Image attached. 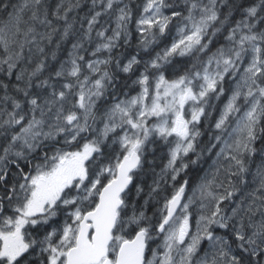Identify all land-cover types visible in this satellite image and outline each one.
Listing matches in <instances>:
<instances>
[{
	"label": "snow or ice",
	"instance_id": "6c2138e0",
	"mask_svg": "<svg viewBox=\"0 0 264 264\" xmlns=\"http://www.w3.org/2000/svg\"><path fill=\"white\" fill-rule=\"evenodd\" d=\"M173 27L170 44L152 54ZM177 57L192 63L176 65ZM232 79L214 125L223 144L214 171L182 203L187 170L217 147L197 151L198 125ZM241 99L246 110L227 132ZM154 137L170 145L159 173L149 160ZM255 155L264 160V0H145L138 17L126 0H0V264H264V164L245 191ZM146 169L153 180L138 205L132 193H144L136 178ZM169 180L153 222L144 208ZM197 201L193 233L188 210ZM160 234L158 254L150 242Z\"/></svg>",
	"mask_w": 264,
	"mask_h": 264
},
{
	"label": "trees",
	"instance_id": "16d2710c",
	"mask_svg": "<svg viewBox=\"0 0 264 264\" xmlns=\"http://www.w3.org/2000/svg\"><path fill=\"white\" fill-rule=\"evenodd\" d=\"M11 2H15V0H11ZM126 2H130V6L133 8V13L134 16L138 17L140 15V13L142 12L143 9V5L145 0H126ZM242 2H247V0H242ZM85 4H88L90 6V0H85ZM99 10V9H97ZM87 11V8H84L83 11L79 12V15L83 16L84 12ZM75 14V13H74ZM237 14V18H238ZM109 19L108 17H101V24H103L105 22V20ZM134 22L130 25V29L133 32V39L131 41L132 43V47L128 49V52L131 53L132 51L135 50L136 48V43H137V39H138V34L135 31V26H134ZM114 22L111 23V27H114ZM77 27H79V25H77ZM110 34V33H109ZM176 34V29L175 27H173L172 32L170 35H166L164 38H162L161 41H159L156 45L153 46V51L152 54H155V52L160 51L161 49H163L165 47V45L170 44L171 39L173 36H175ZM73 41L70 39L68 41H65L61 48L57 51V60L52 62L53 66H57L58 63L64 59L67 58V54L68 51L71 49V43ZM96 41L95 39H93L92 43H86L85 47L88 49V51L90 52L92 49V47L94 46ZM220 42H222V37L220 38ZM216 44H213V49L216 47ZM55 44H53L49 50H51V48H54ZM192 63V61L187 58H180L177 57L174 60V64L176 65H184V66H188ZM142 70V68H141ZM45 75H47V73H45ZM169 78H172L171 76V70L168 73ZM135 79V76H132ZM122 79H124V77H122ZM231 83V82H230ZM226 84V92L225 95L221 96L219 99H221L223 101V105H220V102H216L219 99H215L212 98L210 100V107L206 108V112L208 113V115H206L205 117L201 118V122L198 125V128L201 132V136L198 138V147H197V151H200L201 148H205L206 146H208L209 142L211 141L214 144H217V147H215L214 149H212V151L210 152H205L203 154V156L201 157V160L198 162L197 165L190 167L187 171L189 174V178H190V186L187 188V190L193 185L192 181H196L199 182L200 181V171L201 168L197 166H199L200 163H202V161L205 160L206 156H215L216 154V150L219 147L218 145H220V142L217 143L213 137L215 135H218L219 132L215 129L214 125L216 120L219 118L220 113L222 111V109L224 108V97H228L229 93L231 92V88L232 85ZM128 84L130 85V80L128 79ZM135 87V86H134ZM129 87L126 88L125 91L128 93V95H132L135 93V88ZM242 108H244L243 103H241ZM244 110H241V113ZM236 119V117L233 116L232 120ZM235 127V122L232 124H230L229 128L226 130L227 132H231L232 128ZM155 139V144L151 145L150 147L153 148L155 150V154L154 157L153 156H149V160L152 161L153 164V168L155 173H159L161 168L167 163V156H168V150L170 145L168 143H166L164 140L160 139L159 137H154ZM175 137H169L170 141H174ZM108 144H111V139L107 142ZM260 142H257V146H259ZM118 150V145L113 146ZM105 152L107 154L108 149H105ZM190 158L195 159L196 157L192 154H190ZM106 162V161H104ZM262 164H264V160H262L260 155H255L252 160L250 161V174H252V171L255 169L257 170L258 167H260ZM248 177V176H247ZM185 177L183 176V174H181V177H178V181L182 182V180ZM152 180H153V174L152 171L149 170H145V171H140L138 173V176L136 178V183L140 184L143 188H144V193L140 196V197H136L134 195V189H133V193H132V200H135L138 205H143L144 204V200L147 199V192L149 190V186H151L152 184ZM106 182V181H105ZM172 184L173 182L171 180H169L167 182V184H165L163 186V190L159 193V195L155 196V198H153L152 200H150L148 206L146 208H144V211L146 212V215L150 218L153 219V222H155L156 219L159 218V209L162 208L163 203H164V197L165 196H170L173 188H172ZM178 186V185H177ZM158 205V209L156 208V206ZM71 209L65 208L64 211L60 212L57 217L54 218V223L56 225H62L64 220L67 218V212L70 211ZM128 214H131V208H129L127 210ZM193 214H195V209H193ZM29 231H31V229H29ZM134 226L132 227H128L127 230H125V236L126 238H131L134 235Z\"/></svg>",
	"mask_w": 264,
	"mask_h": 264
},
{
	"label": "rangeland",
	"instance_id": "374dc122",
	"mask_svg": "<svg viewBox=\"0 0 264 264\" xmlns=\"http://www.w3.org/2000/svg\"><path fill=\"white\" fill-rule=\"evenodd\" d=\"M134 26H135V24H134ZM97 42H95V44H96ZM95 44H94V46L91 48V49H93L94 47H95ZM132 79H134L133 77H131L129 80H130V83H131V80ZM131 85V84H130ZM230 85H232V87H234V85H235V79H232L231 80V83H230ZM132 87H134V86H132ZM135 88V93L134 94H132V95H130V96H134V95H136L138 92H139V86H135L134 87ZM225 95V94H224ZM223 96V95H222ZM231 96V94L228 96V97H224V104H226V102H227V100H228V98ZM216 102H220V105H223V101L221 100V99H219V100H217ZM240 104L241 103H243V105H244V102H243V100L241 99V101L239 102ZM188 105H186L185 106V109H186V118H189V116H188V114H187V109H188ZM246 110L245 109V107L244 108H242V106H241V110ZM243 113V112H242ZM242 113H239V114H236V115H234V117H236L237 118V116L238 115H242ZM235 120L236 119H234V120H232V124L235 122ZM157 121H156V118H150L149 119V124H153V123H156ZM236 126V125H235ZM97 127H102V124H99L98 123V125H97ZM117 134H122V132H120V130H117ZM86 136H87V139H92L93 138V136H92V134H86ZM84 142H86L85 140H81L80 141V143L81 144H83ZM217 143H219V142H217ZM219 147L217 148V150H216V153L217 152H219L220 151V148L223 146V144H222V142H220V145H218ZM71 150H75L74 148L73 149H71ZM217 160V156H216V154H215V156H214V158H213V156H209V155H207L206 156V158H205V160L204 161H202V163H201V173H200V178L201 177H204L205 176V174H209V178H211L210 177V174L214 171V168H213V163H214V161H216ZM249 165H250V161H249ZM256 171L257 170H253L252 171V174L251 175H248V177H247V179H248V181H249V186H248V188H246L245 189V191H251L252 190V188H254V187H256V184L255 183H253L252 181H253V179H254V175H255V173H256ZM251 172H249V174H250ZM221 179H223V176H221ZM193 182V185L188 189V194H186L185 195V197H184V199H183V202L182 203H184V202H187V197H189V196H192L193 195V193H192V189L193 188H195L196 187V185L198 184V182H196V181H192ZM199 194L197 193V196H198ZM239 197H237V199H238ZM190 207H192V208H195V214L198 216V217H196L195 218V230H196V221L198 220V218H199V216L201 215V210H200V205H199V202L197 201L196 203H193L192 205H190ZM189 207V208H190ZM156 208L158 209V205L156 206ZM191 208V209H192ZM189 211V214H190V212H191V210L189 209L188 210ZM181 215V209H179L178 210V212L176 213V216H180ZM193 223H192V219H191V214H190V216H189V225H192ZM128 228H126L125 230H127ZM150 259H152V255H151V258Z\"/></svg>",
	"mask_w": 264,
	"mask_h": 264
},
{
	"label": "flooded vegetation",
	"instance_id": "af4514ba",
	"mask_svg": "<svg viewBox=\"0 0 264 264\" xmlns=\"http://www.w3.org/2000/svg\"><path fill=\"white\" fill-rule=\"evenodd\" d=\"M186 194H188V192L186 193ZM191 208L192 207H190L189 209L191 210ZM190 214H191V219H193L192 220V225H190V231L191 232H195V219H194V217L192 216V213L190 212ZM198 217V216H197ZM132 238V237H131ZM163 239H164V236H163V234H160L159 236H157L156 238H155V240L153 241V242H150V246H151V248L152 249H158V246H161V247H159V249H158V254L159 253H162V251H163V248H162V244H163ZM204 247L206 248L207 247V244H205L204 245ZM151 255H152V253L150 252V251H148V252H146V256H147V258L148 259H150L151 258Z\"/></svg>",
	"mask_w": 264,
	"mask_h": 264
},
{
	"label": "bare ground",
	"instance_id": "6f19581e",
	"mask_svg": "<svg viewBox=\"0 0 264 264\" xmlns=\"http://www.w3.org/2000/svg\"><path fill=\"white\" fill-rule=\"evenodd\" d=\"M133 88V87H132ZM200 167L201 168V163L199 164V166H197V168Z\"/></svg>",
	"mask_w": 264,
	"mask_h": 264
}]
</instances>
